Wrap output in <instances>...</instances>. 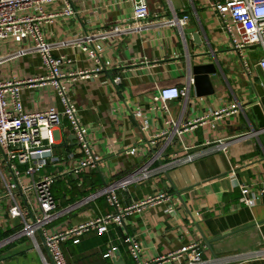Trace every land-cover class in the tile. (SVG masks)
I'll list each match as a JSON object with an SVG mask.
<instances>
[{"label":"crops","instance_id":"crops-1","mask_svg":"<svg viewBox=\"0 0 264 264\" xmlns=\"http://www.w3.org/2000/svg\"><path fill=\"white\" fill-rule=\"evenodd\" d=\"M73 1L76 16L54 21L44 33L54 56L74 60V67L68 68L76 74L67 81L68 97L80 111L83 125L92 130L96 155L103 160L102 174L82 175L86 188L97 193L105 181L115 183L139 169L148 160L142 157L151 151L148 142L158 137L162 156L152 165L158 173L117 196L120 208L160 194L168 200L129 212L125 226L113 225L108 234H87L77 245L63 243L68 264H137L130 239L139 245L145 264H186L185 256H174L190 244L199 245L209 264H264V258L254 256L264 250V196H259L264 188V75L256 67L263 52L236 50L240 28L227 12L222 18L212 6L214 0H147L152 19L138 28L129 25L131 0ZM172 11L191 17L187 29H198L201 45L166 23ZM84 42L98 49L99 60L81 52ZM2 52L12 57L0 65V81L46 75L33 43L5 41ZM116 78L121 79L119 85ZM172 86L189 88L188 97L171 101L169 111L155 108L154 97ZM37 94L34 89L23 90L26 111L49 106L64 110L55 93ZM235 104L239 113L215 129L210 121L194 122ZM73 135L64 121L58 153L79 152ZM143 141L147 143L139 147L140 157L125 155ZM220 141L229 144L227 153L218 149ZM190 154L196 156L194 161L159 172L161 166ZM241 185L259 198L254 206L242 204ZM3 190L0 177V194ZM81 196L56 200L64 210L84 201ZM7 210L8 205L0 203V264H41L33 243L26 236L15 237L21 225L9 220ZM115 211L100 196L62 215L50 228L65 231ZM37 240L46 255L41 237ZM111 249L114 255L104 258Z\"/></svg>","mask_w":264,"mask_h":264},{"label":"built area","instance_id":"built-area-1","mask_svg":"<svg viewBox=\"0 0 264 264\" xmlns=\"http://www.w3.org/2000/svg\"><path fill=\"white\" fill-rule=\"evenodd\" d=\"M73 2V0H0V65L12 57L2 52L5 41L16 43L29 41L33 43L34 51L41 55L47 71L46 75L27 81H0V177L4 183L0 203L8 205L10 221L20 222L21 227L15 237L26 236L33 243L34 248L41 253V264H68L62 249L63 243L71 241L77 245L87 234L96 233L100 236L108 234L113 225L120 228L125 226V217L129 212L168 200L166 195L160 194L131 207L120 208L117 196L118 191L126 190L131 184L145 183L158 173L152 168L153 163L162 156L161 149L158 148V137L148 142L151 151L142 156L148 157V160L139 169L115 183L105 181L97 193H92L85 187L82 175L102 174L103 160L96 155L90 137L92 130L83 125L80 111L68 97L67 81L76 75L68 68L74 67V60L68 56H54L44 33V28L54 21L76 16ZM131 4L133 18L129 23L130 27L138 28L142 23L152 19L147 0H131ZM212 6L222 18L227 12L240 28L241 41L234 40L237 51L257 48L263 52L256 67L264 75V0H214ZM190 19L189 15L180 17L172 11L166 23L184 37ZM80 50L89 59H100L98 49L92 45L84 42ZM77 74L85 75L82 72ZM191 82L193 83V80ZM114 83L119 85L121 79L116 78ZM25 88L37 90V95L40 96L45 91L55 93L61 100L64 110L59 111L56 106H49L44 110L26 111L23 104ZM188 94L189 88L180 89L176 86L162 88L153 99L154 107L169 111L171 101L186 99ZM239 109L240 106L237 104L222 107L199 117L194 122L203 124L210 121V125L215 129L224 119L237 115ZM64 121H67L75 136L78 153L69 151L60 154L57 151L58 146L62 145L59 133ZM191 124L192 122L188 125ZM147 130L148 124L145 122L142 131ZM167 135L168 133H163L161 136L165 138ZM146 143L147 141H143L139 146L126 150L125 155L140 157L139 147ZM228 146L225 141H220L218 149L227 153ZM195 158V155H186L172 164L161 166L159 172L164 173L173 165L192 162ZM50 167L55 170L54 173L49 172ZM69 179L74 180L77 188L74 190H79L80 195L82 194L79 199L84 201L61 210L53 187L58 181ZM240 191L242 204L246 207L254 206L256 199H259L252 196L253 190L246 185H241ZM100 196H104L107 202L116 208L114 213L91 218L65 231L50 228L62 215ZM259 196H264V188L259 191ZM66 199L72 198L69 196ZM38 236L42 239L46 255L42 253ZM130 244L137 264H145L140 259L139 245L132 239ZM114 252L115 250H109L104 258L113 256ZM203 254L204 251L199 245L190 244L183 247L174 258L185 256L186 264H209L203 260ZM254 256L264 258V250Z\"/></svg>","mask_w":264,"mask_h":264},{"label":"rangeland","instance_id":"rangeland-1","mask_svg":"<svg viewBox=\"0 0 264 264\" xmlns=\"http://www.w3.org/2000/svg\"><path fill=\"white\" fill-rule=\"evenodd\" d=\"M54 169L51 167L49 168L50 173H54ZM85 177V176H83ZM87 185H85L86 187ZM76 188V183L74 180L69 179L65 181H58L57 184L53 187V193L57 199H66V195H70L73 198L76 199V195H79V190H74Z\"/></svg>","mask_w":264,"mask_h":264},{"label":"water","instance_id":"water-1","mask_svg":"<svg viewBox=\"0 0 264 264\" xmlns=\"http://www.w3.org/2000/svg\"><path fill=\"white\" fill-rule=\"evenodd\" d=\"M197 30L198 29H196V28H194V29H187V30H185L184 35L188 39L191 38V36H192L194 43L196 45H201L202 44V41H201V38H200L201 36H200V34H198ZM196 80L199 81V79H197V78H196ZM243 128L245 129L246 127L244 126ZM72 140L73 141L75 140V136L74 135L72 136ZM115 263H116V261H115Z\"/></svg>","mask_w":264,"mask_h":264}]
</instances>
